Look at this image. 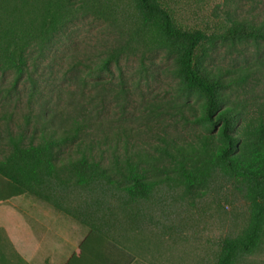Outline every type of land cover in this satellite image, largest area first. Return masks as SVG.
Here are the masks:
<instances>
[{
  "label": "trees",
  "instance_id": "obj_1",
  "mask_svg": "<svg viewBox=\"0 0 264 264\" xmlns=\"http://www.w3.org/2000/svg\"><path fill=\"white\" fill-rule=\"evenodd\" d=\"M47 1L42 16L35 20L31 0H0V75L14 74L10 87L1 93L9 100L18 96L21 83L28 84V111L22 121L8 111L0 118V204L26 195L37 197L77 216L90 227L91 236L112 237L122 226L117 217L120 206H131L127 219L135 224L141 213L140 209L135 212L134 204L154 205L163 189L181 187L187 193H199L220 176L244 195L250 218L242 235L222 242L216 264H239L260 249L264 241V102L234 103L227 91L258 87L264 77V58L258 55L254 65L218 72L209 70L205 62L217 47L216 38L232 49L247 44L264 49V21L255 25L228 19L218 36L208 37L179 26L162 0H134L143 25L178 50L174 73L181 83L179 98L185 99L182 108L187 107L190 116L184 118L200 128L191 142L181 143L163 133L158 143L148 147L132 130L110 134L95 129L86 116L61 121L55 105L44 101L40 90L44 54L75 15L71 1ZM33 49L37 53L30 60ZM118 62L119 52L89 67L86 74L91 78L111 75V64ZM76 81L81 89L88 84L83 78ZM124 89L118 93L125 98ZM194 97L201 100L200 110L189 102ZM115 236L122 242L120 235ZM87 244L88 239L78 252L86 251ZM97 248L86 263L113 264L104 261Z\"/></svg>",
  "mask_w": 264,
  "mask_h": 264
},
{
  "label": "rangeland",
  "instance_id": "obj_2",
  "mask_svg": "<svg viewBox=\"0 0 264 264\" xmlns=\"http://www.w3.org/2000/svg\"><path fill=\"white\" fill-rule=\"evenodd\" d=\"M69 1L75 15L54 38L40 68L41 95L45 102L55 105L61 121L86 116L95 129L110 134L132 130V135L148 147L158 143V135L163 133L181 143L193 141L200 128L184 118L190 116L187 107L182 108L185 99L179 98L181 83L174 73L178 50L143 25L135 1ZM47 2L31 0L35 20L42 16ZM162 2L184 30H200L208 37L218 36L228 19L255 25L264 21V0ZM216 41L217 47L205 62L212 72L254 65L258 55L264 58V49L254 44L232 49L221 39ZM118 52L119 62L111 64V75L91 78L86 74L89 67ZM36 53L33 49L30 60ZM13 78L11 72L0 75V118L8 111L21 122L28 111V84L19 85V97L15 94L7 100L1 93ZM79 78L88 82L83 89L76 81ZM122 87L125 98L118 93ZM227 95L234 103L252 100L260 105L264 102V77L254 89H235ZM189 102L196 110L201 106L198 98ZM32 200L26 195L22 205L18 199L0 204V264H43L26 250L27 207ZM133 206L135 212L140 209V220L135 224L128 221L131 206H120L117 217L122 226L115 234L130 248L134 264H216L222 242L242 235L250 218V204L244 195L220 176L202 192L187 193L181 187L163 189L154 205L139 202ZM62 217L78 225L83 235L90 231L77 216L62 213ZM115 234L112 237H117ZM239 264H264V241Z\"/></svg>",
  "mask_w": 264,
  "mask_h": 264
},
{
  "label": "crops",
  "instance_id": "obj_3",
  "mask_svg": "<svg viewBox=\"0 0 264 264\" xmlns=\"http://www.w3.org/2000/svg\"><path fill=\"white\" fill-rule=\"evenodd\" d=\"M25 197L13 199L21 200L22 205ZM31 197L33 200L28 201L27 207V227L22 225V228L27 229L26 250L32 253L34 260H42L43 264H87L86 261L92 258L94 251L99 247L104 261L112 260L113 264H133L130 248L119 243L115 237L91 236V230L83 235L78 225L69 224L67 219L62 217V212L37 197ZM87 239L86 251L78 252ZM111 242L116 246L111 245Z\"/></svg>",
  "mask_w": 264,
  "mask_h": 264
}]
</instances>
